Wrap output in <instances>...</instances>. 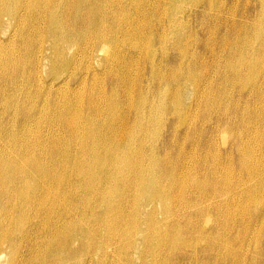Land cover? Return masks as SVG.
Listing matches in <instances>:
<instances>
[{
	"label": "bare ground",
	"instance_id": "6f19581e",
	"mask_svg": "<svg viewBox=\"0 0 264 264\" xmlns=\"http://www.w3.org/2000/svg\"><path fill=\"white\" fill-rule=\"evenodd\" d=\"M239 1L0 0V264H264V0Z\"/></svg>",
	"mask_w": 264,
	"mask_h": 264
},
{
	"label": "rangeland",
	"instance_id": "374dc122",
	"mask_svg": "<svg viewBox=\"0 0 264 264\" xmlns=\"http://www.w3.org/2000/svg\"><path fill=\"white\" fill-rule=\"evenodd\" d=\"M221 1V0H220ZM245 1L246 0H240L239 1V6H238V8H241V6H243L244 5V3H245ZM248 1V0H247ZM228 3V2H227ZM224 4H226V0H224ZM242 4V5H241ZM250 4H251V6H253L254 5V3H253V1L251 0V2H250ZM258 7V4H257V2H256V4H255V8H257ZM225 8V7H224ZM221 10H223V9H221ZM221 10H220V12H221ZM192 24V25H191ZM190 25H191V27H195V22H194V20L193 21H191L190 22ZM196 28V27H195ZM200 30V29H199ZM200 38H205V35L201 32L200 33V36H199ZM199 52H202V51H199ZM210 114V117H214L215 116V114L214 113H209ZM167 118H168V123H167V126L165 127V132H169V125H170V123H171V121H172V117L171 116H167ZM200 120L201 119H196L195 121H193V124H195V126H199V124H200ZM167 121V120H166ZM206 127H208V125H206ZM205 127V128H206ZM221 135H219V137H218V141L220 142V145H219V151L220 152H224L226 149H227V146H225L224 144V146H222V142H221V139H222V136L220 137ZM231 140V139H230ZM229 140V141H230ZM220 146H221V148H220Z\"/></svg>",
	"mask_w": 264,
	"mask_h": 264
}]
</instances>
